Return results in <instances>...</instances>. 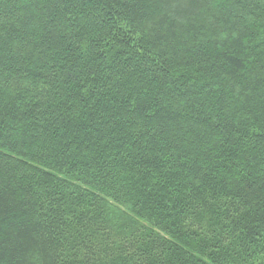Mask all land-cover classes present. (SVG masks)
<instances>
[{
	"label": "trees",
	"instance_id": "16d2710c",
	"mask_svg": "<svg viewBox=\"0 0 264 264\" xmlns=\"http://www.w3.org/2000/svg\"><path fill=\"white\" fill-rule=\"evenodd\" d=\"M0 264H264V0H0Z\"/></svg>",
	"mask_w": 264,
	"mask_h": 264
}]
</instances>
